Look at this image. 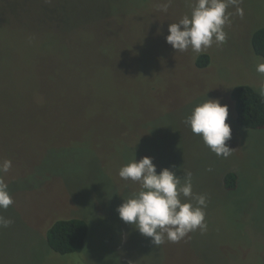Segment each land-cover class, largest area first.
I'll use <instances>...</instances> for the list:
<instances>
[{"label": "rangeland", "instance_id": "obj_1", "mask_svg": "<svg viewBox=\"0 0 264 264\" xmlns=\"http://www.w3.org/2000/svg\"><path fill=\"white\" fill-rule=\"evenodd\" d=\"M0 0V161L14 200L0 214V264H264V127L236 119L231 89L258 91L264 57L251 38L264 26V0L230 6L227 41L196 65L191 49L166 41L169 25L195 0ZM229 106L228 158L185 124L206 99ZM159 173H192L207 197V231L157 247L117 211L140 185L119 176L135 157ZM238 174L227 189L224 176ZM90 224L82 251L62 255L47 242L59 218Z\"/></svg>", "mask_w": 264, "mask_h": 264}, {"label": "clouds", "instance_id": "obj_2", "mask_svg": "<svg viewBox=\"0 0 264 264\" xmlns=\"http://www.w3.org/2000/svg\"><path fill=\"white\" fill-rule=\"evenodd\" d=\"M172 0H166L161 10L167 12ZM241 0H195L191 13L178 22L169 25L166 41L177 52L191 51L197 55L207 51L213 44L227 41L225 26L231 23L230 6L243 17ZM256 71L264 75V63L256 65ZM264 96V87L259 90ZM229 106L219 99H206L196 105L185 118L191 131L202 137L203 142L217 156L228 158L233 148L226 143L232 137L231 124L227 122ZM12 167V161H0V209H7L14 200L4 174ZM119 176L140 185V190L125 199L117 211L120 218L132 224L139 232L152 239L159 247L165 240L176 243L190 232L199 229L207 231V197L193 192L192 173L184 172L183 177L170 168L159 173L153 158L144 156L137 161L136 153L132 161L119 170ZM13 221L0 214V228L10 226Z\"/></svg>", "mask_w": 264, "mask_h": 264}, {"label": "trees", "instance_id": "obj_3", "mask_svg": "<svg viewBox=\"0 0 264 264\" xmlns=\"http://www.w3.org/2000/svg\"><path fill=\"white\" fill-rule=\"evenodd\" d=\"M254 52L264 57V26L254 31L251 38ZM211 62L210 54L203 52L196 57L199 68L207 67ZM231 99L235 105L238 124L246 129L264 127V96L252 85L241 83L231 89ZM227 189L238 185V174L228 171L224 176ZM90 231L88 220L81 217L59 218L47 229L46 237L50 247L62 255L82 251Z\"/></svg>", "mask_w": 264, "mask_h": 264}]
</instances>
